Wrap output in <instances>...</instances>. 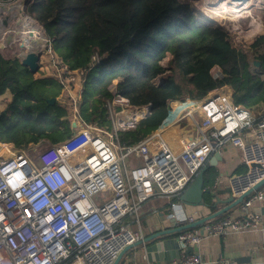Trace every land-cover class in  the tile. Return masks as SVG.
<instances>
[{
	"label": "built area",
	"instance_id": "obj_1",
	"mask_svg": "<svg viewBox=\"0 0 264 264\" xmlns=\"http://www.w3.org/2000/svg\"><path fill=\"white\" fill-rule=\"evenodd\" d=\"M226 1L231 5L242 3L235 6L238 15L250 13L256 2H261L260 9L264 10V0ZM8 16H3L0 24L5 22L6 26ZM44 45L51 56L49 38ZM50 63L65 90L62 103L71 101L75 105L67 80L74 76L84 84L88 67L70 71L64 64ZM91 63H99L97 55L91 57ZM161 77L154 82H161ZM221 77L219 68L214 69L212 78ZM116 84L114 81L110 90L113 98L126 102V111H117L129 119L125 127L111 115L112 98L106 101L111 129L79 118L70 123L73 131L66 140L42 150L32 148L30 154L12 143L1 142L0 264H113L125 247L144 239L140 229L134 231L126 225L125 218L136 217L139 207L155 196L168 197L174 205L205 160L219 153L226 143L241 153L247 165L245 173L229 178L234 196L239 197L264 178V117L235 104L228 85L209 91L198 101H170L169 116L161 127L136 143H125L118 132L143 119L150 104L130 105L117 94ZM182 123L189 137L182 140V149L176 153L160 131ZM100 193L107 196L99 202ZM260 200H264V189L244 200L240 218L226 216L205 222L200 232L185 230L177 240L182 247L194 249L204 235L257 228L261 216L251 207ZM172 217L194 222L191 215ZM144 258V264H151L146 255ZM177 264L202 262L199 253L192 251L185 252Z\"/></svg>",
	"mask_w": 264,
	"mask_h": 264
},
{
	"label": "trees",
	"instance_id": "obj_2",
	"mask_svg": "<svg viewBox=\"0 0 264 264\" xmlns=\"http://www.w3.org/2000/svg\"><path fill=\"white\" fill-rule=\"evenodd\" d=\"M25 4L49 38V62L64 64L70 71L88 67L77 103L82 120L111 128L106 101L113 98L114 81L117 94L130 105L150 104L143 119L118 132L125 143H136L161 127L169 116L170 101H198L222 85L232 89L235 104L253 113L264 106V33L254 36L245 49L233 46L220 24L196 18L182 0H26ZM4 52L0 51V96L8 92L10 97L0 111V142L20 148L66 140L73 131L66 119L72 110L65 111L56 100L49 104L63 90L55 70L28 78L41 71L47 54L35 73L14 56L26 77L11 53ZM93 55L99 63L91 66ZM250 58L259 66L252 68ZM216 68L221 79L212 78ZM167 69L170 74L155 83Z\"/></svg>",
	"mask_w": 264,
	"mask_h": 264
},
{
	"label": "crops",
	"instance_id": "obj_3",
	"mask_svg": "<svg viewBox=\"0 0 264 264\" xmlns=\"http://www.w3.org/2000/svg\"><path fill=\"white\" fill-rule=\"evenodd\" d=\"M48 57V61H50V55ZM17 66L20 71L22 70L21 73H23L24 69L19 64ZM84 84L80 82L79 78L74 76L67 80V89L71 91L69 93L70 97L72 100H75L76 103L71 106L73 115L76 116V119H79L80 116L77 103L80 102ZM64 91L65 90H62L57 98L61 97V95L65 93ZM62 104H64V107L67 106L66 102H63ZM254 114L264 117V106ZM108 118H110L109 113ZM186 127L187 126H184L182 123L180 126L172 125L165 127L162 131H160L161 136H163V138L170 145L171 149L176 153H179L182 149V140L189 137L188 128ZM216 153L217 152H214L210 155L202 165L204 169L203 191H205L203 194V200L205 202L215 201V199L213 197L211 198V196L206 192V189H210L216 196V200L220 201V204H217L215 208L212 209L194 206L191 204H183L180 201H177L174 205H172L168 197L155 196L147 199L139 207V214L136 215V217L134 215H128L124 220L126 225L134 231L140 229L144 238H147V236L157 232L166 231V229H174L188 223L173 218V215H177L181 219H183L186 215H191L194 218V222H196L203 216L215 213L216 211L221 210L223 206H228L229 203L225 202L229 198H233V200L238 199V197L234 196L229 190L228 181L232 176L245 173L247 165L243 161L241 153L228 143L224 144L220 148L219 153H217L220 158L216 157ZM260 189H264V184L258 188V190ZM258 190L254 191L250 195L256 194ZM247 197H245L239 204L234 205L228 211L224 212L222 215L205 222H212L215 219H222L226 216L240 218L243 210V202ZM251 208L255 214L261 216V221L258 225L259 227L243 228L238 232L227 230L222 233V235L217 236L204 235L197 248L195 247L192 250L199 253L202 264H264V200L255 202ZM201 226L202 225L193 228L194 230L200 232ZM179 233H171L155 239L154 241H161L166 238H172L174 239V245L171 244L164 249L163 252L164 254L166 253V256H164V259L159 263L149 260L147 261L151 264H177L182 255L185 254L187 248L182 247V245L178 242L177 236ZM144 257L145 248L141 245H137L129 248L119 262L120 264H144Z\"/></svg>",
	"mask_w": 264,
	"mask_h": 264
},
{
	"label": "rangeland",
	"instance_id": "obj_4",
	"mask_svg": "<svg viewBox=\"0 0 264 264\" xmlns=\"http://www.w3.org/2000/svg\"><path fill=\"white\" fill-rule=\"evenodd\" d=\"M182 1L189 4L190 9L192 10V14L196 18L201 17V16L211 18L214 20V22H217L218 24H222L225 29H228V28L231 29V30H227V32L230 34V40H231L233 46H240V47H243L245 49V47H247V45H249L253 41L254 36L264 32V12H263L264 10L260 9L261 8L260 7L261 2H256V6H254V8L250 11V13H243L242 15H238L237 13L230 11L231 9L220 10L221 6H226V7L231 6V4H228L227 1L225 2V3H227V5H225V4L221 5L220 2H224V0H182ZM25 2H26V0H0V6L4 7L2 9V11L5 12V13H2L3 15L0 14V19L3 18V16L6 17V16L10 15V14H8V12L14 11L13 9L10 8L11 5L16 4V3H18V4L14 8H16V7L20 8L21 7L22 12L24 14L28 15ZM8 8H10V9H8ZM9 19H10V17L8 16V21H7L8 23L6 26L3 24H0V45H2V43H1V36L2 35L5 36L3 44H6L7 40H10V41L12 40V32L13 31L11 29V24L13 22V18L11 19V21ZM254 20L258 21V24L255 23ZM17 21L19 22V19H16V23H18ZM34 21L39 26H41L36 20H34ZM12 28L16 29L17 27H16V25H14ZM41 28H42L43 33H44L43 34L44 35V41H45V39L48 40V37L46 36V33H45L43 26H41ZM22 29H25V27L23 26ZM232 29H236V30H232ZM19 30L21 31V29H19ZM6 31H8V32H6ZM31 38H32L31 34L26 36L25 39L22 36H20V37L17 36V37H15V41H12L11 44L7 45L3 49L0 48V51L1 52L5 51L4 53H8V55L11 53L10 57L12 56V58H14L16 65H18L14 56H16L17 58H19V57L21 58L22 56L25 55V53H27L28 51L31 50L30 45L26 44V43L30 44ZM21 45H23V47ZM39 48H41V46L35 47V50L37 52L42 53L41 59L39 62V64H40L42 58H44V56L46 55L45 49L47 48V46H46V48L43 47L42 51H38ZM9 49L11 51H9ZM32 50L35 51L34 49H32ZM4 55H6V54H4ZM48 56H49V54H47V58L44 62L43 68L34 77L33 76L28 77L25 74L24 75L31 79V78H37L43 73L50 74L51 71H54V64H52L48 61V59H49ZM30 58H31V56H30ZM252 60L253 59L250 58V61H252ZM164 61H165L164 65L167 66L168 61L166 59ZM21 72H22V70H21ZM169 74L170 73L167 69L162 74V76H164V75L167 76ZM9 97H10V95L8 94V92H6L0 96V111L4 110V108H6L7 100H9ZM61 99H62L61 97L55 98V100L58 102L59 106H61L62 108L66 109V110L67 109L72 110V108H71V106H73L72 102L70 101L68 103V101H66V99H65L67 106L64 107L63 106L64 104H62ZM109 108L111 111V115L114 116L115 120L117 121V124H119L121 126H123L124 124L126 125V122H128L129 119L121 117V115L117 114L118 113L117 111H119L121 109H124V110L127 109L126 102L122 101V99L114 97L113 100L109 104ZM173 114H175V113H173ZM79 118H80V116H79ZM69 120H70V123L73 122L72 124H74L79 119H77L76 121H73L72 119L69 118ZM125 125L123 127H125ZM45 144L47 145L46 141L40 142L38 144H33V145L32 144L23 145L21 147L23 148V150L25 152H29L28 154H30L32 151V148H35L36 150H42L46 147ZM106 196H107V193H100L98 195L99 202L102 200V198H106Z\"/></svg>",
	"mask_w": 264,
	"mask_h": 264
},
{
	"label": "water",
	"instance_id": "obj_5",
	"mask_svg": "<svg viewBox=\"0 0 264 264\" xmlns=\"http://www.w3.org/2000/svg\"><path fill=\"white\" fill-rule=\"evenodd\" d=\"M234 1V0H231ZM236 1H244V0H236ZM28 17H31L30 15ZM32 18V17H31ZM5 25V22H3ZM13 40H7L6 44L0 45V48L3 49L7 45L11 44ZM23 47V45H21ZM27 49V48H26ZM24 65L31 67L34 66V60L32 58L24 59L23 61ZM251 65L253 68L259 66L258 61H251ZM54 99L50 98L49 104L54 103ZM1 145V142H0ZM217 154V153H216ZM216 157L220 158V156L217 154ZM204 169L201 167L197 172L196 176L193 178V180L186 186L184 189V192L180 196V202L183 204H191L194 206H201L204 208H215L217 204H220L218 200H216V196L214 195L213 191L210 189H206V192L215 199V201L211 202H205L203 200V194L205 191H203V178H204ZM264 184V178L260 180L257 184H255L250 190L247 192L241 194L238 199L233 200V198H229L225 203H229L228 206H223L221 210L216 211L215 213H212L210 215H205L201 219L197 220L193 223H186L185 225L179 226L174 229H166V231L157 232L155 234H152L150 236H147V238H144L142 241L135 242L133 244H130L129 246L125 247L122 252L117 256L113 264H119V261L121 260L122 256L129 250V248L137 245L143 246L145 248V255L147 260L153 261L156 263H159L164 259V256H166V253L164 254V249H166L167 246H170L171 244L174 245V239L172 238H166L165 240L161 241H154L157 238H161L163 236H166L167 234L171 233H179L181 231H184L185 229H190L196 226L203 225V223L207 220L213 219L215 217H218L222 215L224 212L228 211L230 208H232L234 205L239 204L245 197L252 194L254 191L258 190L259 187H261ZM257 212V209H256ZM193 249L191 247L186 248V252H191Z\"/></svg>",
	"mask_w": 264,
	"mask_h": 264
},
{
	"label": "bare ground",
	"instance_id": "obj_6",
	"mask_svg": "<svg viewBox=\"0 0 264 264\" xmlns=\"http://www.w3.org/2000/svg\"><path fill=\"white\" fill-rule=\"evenodd\" d=\"M18 3L11 5L10 8L13 9L14 11L8 12V14L13 15V17L10 16V19H9L11 21V19L13 18V22L11 24V29L13 31L12 32V40L15 41V37H17V36L18 37L22 36L25 39L26 36L31 34L32 38H31L30 44L26 43V44L30 45L31 50L28 51L27 53H25V55L22 56L21 58L19 57L18 59H19V63L22 64L23 66L27 67L30 73L31 72L35 73L40 68L39 62H40V58L42 55V53L37 52L35 50V47L41 46V48H39L38 51H42L43 47L45 48V45H43L44 44V35H43L44 33H43L41 26H39L31 17H28L26 14H24L22 12L21 7L20 8L19 7L14 8ZM220 3H221V5H224V4L227 5V3H225V2H220ZM228 4H231V3L228 2ZM241 4H242L241 2H236V4L231 5V7L221 6L220 10L232 9V8H235V6H239ZM3 8L4 7H0V14L5 13L4 11H2ZM10 8H8V9H10ZM236 9L237 8H235L233 12H235ZM16 19H19V22L17 21L18 23H16ZM14 25H16V27H17L16 29L12 28ZM23 26L25 27V29H22ZM19 29H21V31ZM6 32H8V31H6ZM4 38H5V36L2 35L1 36V43L2 44L4 43ZM32 49H34L35 51H33ZM45 54H46V50H45ZM30 56H31V58H33L35 65L28 67V66L24 65L23 61H24V59L30 58ZM69 118L72 119L73 121L77 120L76 116L73 115V111L70 112Z\"/></svg>",
	"mask_w": 264,
	"mask_h": 264
}]
</instances>
